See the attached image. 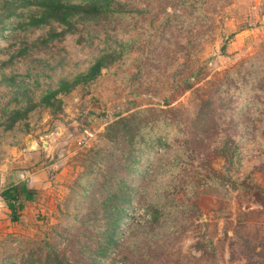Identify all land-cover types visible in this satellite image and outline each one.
I'll use <instances>...</instances> for the list:
<instances>
[{
  "label": "rangeland",
  "instance_id": "rangeland-1",
  "mask_svg": "<svg viewBox=\"0 0 264 264\" xmlns=\"http://www.w3.org/2000/svg\"><path fill=\"white\" fill-rule=\"evenodd\" d=\"M60 2L0 0V264H264V0Z\"/></svg>",
  "mask_w": 264,
  "mask_h": 264
},
{
  "label": "trees",
  "instance_id": "trees-1",
  "mask_svg": "<svg viewBox=\"0 0 264 264\" xmlns=\"http://www.w3.org/2000/svg\"><path fill=\"white\" fill-rule=\"evenodd\" d=\"M57 1L53 7H46L44 10L42 16L40 18H33L31 20V23L33 25H42L44 23L49 22L50 20H56L57 22L60 23H68L69 18L74 16L76 13L80 12L81 9L77 6H65L63 5L60 1L61 0H54ZM98 11V9H87L83 10L86 14H94ZM105 65V57H101L97 62L92 65L90 68V71L87 75L79 77L75 79L72 82H62L58 88L57 91L52 93L49 98L55 97L58 93L63 92V91H68L71 88L75 87L76 85L80 84L83 80H87L89 78H93L96 76L101 68ZM14 198V197H13ZM118 223V222H116ZM117 225V224H115ZM112 232V231H110ZM112 244V240H110L109 246ZM107 250V249H106ZM106 255V251L102 253V257Z\"/></svg>",
  "mask_w": 264,
  "mask_h": 264
}]
</instances>
